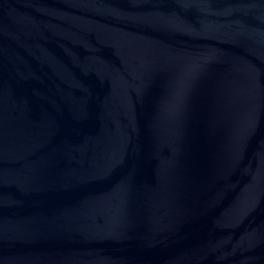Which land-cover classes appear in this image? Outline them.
Instances as JSON below:
<instances>
[{"label":"water","instance_id":"1","mask_svg":"<svg viewBox=\"0 0 264 264\" xmlns=\"http://www.w3.org/2000/svg\"><path fill=\"white\" fill-rule=\"evenodd\" d=\"M0 264H264V0H0Z\"/></svg>","mask_w":264,"mask_h":264}]
</instances>
